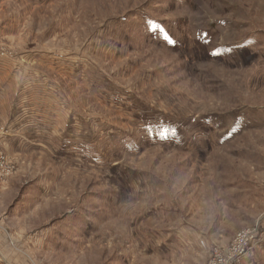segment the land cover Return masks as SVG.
<instances>
[{"label":"rangeland","instance_id":"obj_1","mask_svg":"<svg viewBox=\"0 0 264 264\" xmlns=\"http://www.w3.org/2000/svg\"><path fill=\"white\" fill-rule=\"evenodd\" d=\"M0 50L65 110L0 124V264H264V0H0Z\"/></svg>","mask_w":264,"mask_h":264},{"label":"crops","instance_id":"obj_2","mask_svg":"<svg viewBox=\"0 0 264 264\" xmlns=\"http://www.w3.org/2000/svg\"><path fill=\"white\" fill-rule=\"evenodd\" d=\"M3 59H0V124L6 129L3 143L9 148H23L19 142L26 143V147L33 144L45 147L46 138L49 141L57 138L55 129L65 114L64 107L58 99L53 102L55 96L50 85L46 89V80L35 78L33 64Z\"/></svg>","mask_w":264,"mask_h":264},{"label":"built area","instance_id":"obj_3","mask_svg":"<svg viewBox=\"0 0 264 264\" xmlns=\"http://www.w3.org/2000/svg\"><path fill=\"white\" fill-rule=\"evenodd\" d=\"M7 55H9L8 52L0 50V58H7ZM5 165H6V161L0 155V172L3 169H4L5 172L10 170L9 166L7 165L5 167ZM253 236L255 238V234L252 235L250 232H247V231L245 233H238L235 236V239H234V241L232 243L233 247H232V251L231 252H235L240 245H246L248 242H250V240L253 238ZM231 256L235 257L234 254H232ZM213 264H222V261L220 262L219 260H216V262H214Z\"/></svg>","mask_w":264,"mask_h":264}]
</instances>
